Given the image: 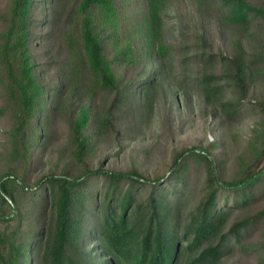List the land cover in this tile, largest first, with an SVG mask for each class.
<instances>
[{"label":"trees","instance_id":"trees-1","mask_svg":"<svg viewBox=\"0 0 264 264\" xmlns=\"http://www.w3.org/2000/svg\"><path fill=\"white\" fill-rule=\"evenodd\" d=\"M263 80L264 0H4L0 264H264ZM166 83L222 127L254 117L231 176L215 141L175 150L165 173L100 160Z\"/></svg>","mask_w":264,"mask_h":264},{"label":"rangeland","instance_id":"rangeland-1","mask_svg":"<svg viewBox=\"0 0 264 264\" xmlns=\"http://www.w3.org/2000/svg\"><path fill=\"white\" fill-rule=\"evenodd\" d=\"M3 2L4 0H0V5ZM262 83L264 90V80ZM166 89L168 90L165 92L154 91L153 106L151 109H146L143 129L137 133V137L133 139L125 134L119 138L110 136L105 139L100 151V160L111 169H126L137 161L142 163L150 175L155 172L165 173L175 150L195 146L208 148L210 142L215 141L220 144V150L230 153L229 166L233 165L234 168L227 169L226 175L231 176L236 170L234 165L236 157L244 150H248L246 143L254 117L237 125L222 127L218 124V120L208 116L199 95L191 94L189 100L177 92V103L171 83H166ZM8 122L7 118H0V151ZM55 123V142L50 153L51 160L55 163L54 167L59 163V158L68 145L66 122L58 117ZM157 124L158 128H156ZM195 167L201 165L196 164L192 170ZM46 169L44 171L51 168ZM203 178V169L192 171L193 185L199 182V188H203ZM249 262H251L249 259L236 254L225 258V264H249Z\"/></svg>","mask_w":264,"mask_h":264}]
</instances>
